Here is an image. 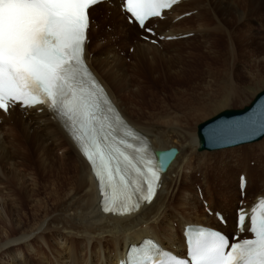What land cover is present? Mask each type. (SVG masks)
Here are the masks:
<instances>
[{"label": "bare ground", "instance_id": "1", "mask_svg": "<svg viewBox=\"0 0 264 264\" xmlns=\"http://www.w3.org/2000/svg\"><path fill=\"white\" fill-rule=\"evenodd\" d=\"M197 1L199 0H180L168 11L162 13L164 15L162 21L157 18L152 19L156 23L153 28L157 35L176 36L175 42L170 40V44L179 46L181 40L177 39V35L181 33L191 32L190 35L201 37L196 41H193L195 40L193 37H189L190 41L188 40L202 47V52L199 50L200 54H189L201 57V61L207 60L205 70H202L203 72L197 77L182 75L181 70L185 67L182 68L179 64L180 58L176 56L180 51L179 47L174 49L176 54L170 52L169 55L172 56L168 55V58L174 56V60L171 58L166 61V56L161 57V60L165 61L164 64L170 66L168 70L172 68L171 72L169 71L171 77H185L187 83H191L190 91H174L170 88H164L159 92L160 94L153 91L154 86L146 83V76L137 71V66L156 67L154 57L148 55L150 53L157 55L160 52L158 53V50L155 52L153 46L143 41H136L129 45L128 51L133 52L130 63L133 74L127 75L125 68L128 64L122 56H126L127 52L126 50L122 52L121 44H128L132 35L122 32L119 28L115 32L117 34L114 40L119 41L118 47L111 41L101 40L100 46H97L90 56L86 50V62L91 71L102 83L127 123L138 133L145 135L149 147L153 151L165 150L169 147L178 149L162 176V186L154 199L149 204L142 205L137 212L119 215L101 210L98 183L91 172L89 163L63 124L54 119L50 111H42L34 107L26 109L13 107L7 112L0 110L2 117L0 123V264H114L119 258L125 256L129 244H137L144 237L155 238L165 247L178 250L182 248V228L186 223L205 225L213 223L212 226L225 232L233 231L235 210L238 206H234V209L232 206L234 200L238 199L237 183L240 173H244L247 179L244 195L254 187L256 193L253 200L264 196V191H259L256 187L257 181L262 183L263 180L259 177L258 180L253 181L251 176V172L259 170L246 165V157L249 151H252V147L244 146L239 147L246 148L241 150V154L236 151L237 154L230 156L233 161H236L235 167L242 169L235 178L237 195L233 192L229 203L225 201L222 208H216L212 206V203L207 204L212 211L223 212L225 225H221L214 216L198 214L196 204L192 202L193 195L192 198L189 197L186 179H190V174H186L185 171L192 167L190 160L193 154L190 151L198 145L197 134L194 136L191 126L192 122L203 111L210 112L218 108L221 110L222 107L234 102L241 100H243L241 103L244 102L243 97L247 96L246 99H248L252 93L254 94V88L262 85L251 71L249 77L242 75V70H239L241 65L237 53L240 51L241 39L237 36V29L234 27L239 26L240 22L252 12L257 13L258 16L252 13L249 22L254 19L261 20L264 17V0H202V5L199 3L196 5L194 2ZM116 2L117 0H111V4ZM120 2L121 0H118V3ZM101 3L93 6L91 13ZM191 4H195L194 7H191ZM186 6L190 8L184 9ZM118 7V13L124 17ZM181 13L184 14L181 18L172 21ZM188 19L198 21L197 26L201 29L181 30L183 28L181 25ZM170 20L173 23H170ZM127 23L124 24L125 30L138 29ZM166 27L168 29L163 30ZM115 48L121 51L122 55L116 52ZM109 54H111L110 60H108ZM190 67L192 68L191 64ZM148 80H151L150 77ZM118 89L125 92L126 96L132 100L134 107L138 106L137 111L144 116V121L131 116L127 107L121 106L116 94ZM155 96H162L161 102ZM155 100L159 102V105H156ZM245 106L247 105L242 108ZM170 108L179 113L172 118L180 123L178 124L180 129L186 128V131L178 133L179 130L174 129L175 127L174 131L169 129L166 131L154 124L157 114L163 118L162 120H165L167 116L166 120H172ZM16 115L18 118L15 120ZM201 117L199 118L203 119L207 116ZM10 120H15L13 126H8ZM16 124L20 128L18 133L12 131ZM28 130L34 135L27 134ZM186 144L189 148L188 156L187 149L179 148ZM254 149L258 151L259 156L264 154V140L257 143ZM56 150L61 151L60 156L55 155ZM226 153L227 151H224L220 154L222 157L219 158V162L222 167L229 168L230 162L226 160ZM198 157L201 159V155ZM206 157L211 159L210 155ZM172 173H175L174 177H170ZM259 187H264V182ZM242 200L249 199L244 196ZM206 201L211 202L208 197ZM174 222L175 225H173ZM44 246L48 248V253L43 250Z\"/></svg>", "mask_w": 264, "mask_h": 264}, {"label": "snow or ice", "instance_id": "2", "mask_svg": "<svg viewBox=\"0 0 264 264\" xmlns=\"http://www.w3.org/2000/svg\"><path fill=\"white\" fill-rule=\"evenodd\" d=\"M102 0H0V110L10 106L50 111L67 129L90 162L104 194V211L124 213L151 202L170 153L156 155L149 146L132 143L138 134L121 118L86 62V42L93 6ZM176 0H122L124 18L151 32L150 18L161 17ZM264 132V109L255 124L233 133ZM118 133L120 135H118ZM215 142L219 133L210 132ZM243 194V193H242ZM136 202L133 204V198ZM206 211H211L206 209ZM222 221L221 214H215ZM237 209V234L189 225L187 255L165 250L155 238L133 247L120 264H264V196L251 208L250 226Z\"/></svg>", "mask_w": 264, "mask_h": 264}, {"label": "rangeland", "instance_id": "3", "mask_svg": "<svg viewBox=\"0 0 264 264\" xmlns=\"http://www.w3.org/2000/svg\"><path fill=\"white\" fill-rule=\"evenodd\" d=\"M201 2H202V0L201 1L199 0V1L194 2V3L196 5H198V3H199V5H202L203 2L202 3ZM195 4H191L190 6L194 7ZM117 6H119L118 0H117L116 4H114V3L111 4V0L109 3L102 2L101 5L96 7L93 10V12L91 13L90 17H91L92 22H91L90 31L88 32L89 42L86 44V50H87V52H89V56L91 55L93 50H96L95 48L97 46H100L99 43L101 42V40H105L106 42L111 41L113 44H116L115 45L116 47H118L119 41H114V40H116V34H117L115 32L117 31V28H119V29H121L122 32H126V33L132 35V38H131L132 42L128 41V44L119 43V44H121L122 52H124V50H126V52H127L126 56L122 55L121 51H118L115 48V51L118 52L120 55H122L123 59H125V61H126V64H128L125 68V72L127 73V75L131 74V76H132V74H133L132 64L130 65V63L132 61L131 56H132L133 52L128 51V49H130L129 45L134 44V42H136V41H143V42L149 43L151 46H153V50L154 51L156 50L155 52H157V50H158V53L160 52V54H157V55H155L154 53H150L148 55L149 57H154L156 67L150 66V68H152L150 70V68L148 67L149 65L147 67L145 65L137 66V68H138L137 71L139 73H142L144 77L148 76L147 78L145 77V80H146V83L154 86L153 91L154 92L157 91V93H159L164 88H170L171 90H174V91H186V90L190 91L191 83H187V81H186L187 79L185 77H181V76L171 77V75L169 74V71L171 72L172 68H171V70H168V67H170V66H167L166 63L164 64L165 61L164 60L162 61L161 57L166 56L165 57L166 61L168 59H171V58H172L171 60H174V58H173L174 56L171 58H168V55L170 52L175 53L174 49L176 47H179L180 48L179 53H177V54L175 53V54L178 58H180L179 64L182 65V68L185 67L184 70L183 69L181 70L182 75L186 76V74H187L189 77H191V75H192L191 78H195L198 76V74L202 73L205 70L204 66H205V63L207 62V60L201 61L200 56H199L200 58H198V57H195V55H194L197 53L200 54L199 50L202 52V47L199 45H195V43L193 42V41H196L197 38H201V37H199V35H195V36L189 35L186 37H180L181 34H190L191 32L181 33V34L177 35V39L181 40L179 46L175 45L173 43L170 44L171 41L175 42V40H176L175 38H172V39L163 38L161 40H158L157 42H151L148 40H144L139 35V33H141L139 29H136L135 31H132L130 29L125 30L124 24H126L127 22L124 19V17L120 13H118ZM187 8H190V7L189 6L184 7V9H187ZM179 12H181V11H179ZM252 13L249 14V16L245 20L241 21L240 24L238 22L239 26L234 27V29H237L236 30L237 36L241 39V44L239 46L240 51L237 53L238 58L240 59L239 64L242 66V67L241 66L239 67V70L240 71L242 70V75L249 76V77H250L249 72L251 71L253 76H256V78L259 79L258 81L262 82V85H261V87L254 88V90L249 87L250 90H253L254 94L252 93L251 96L248 95V96H250L248 99H246L247 96H246V98L243 97V99L245 100L244 102L241 103V101H243V100H241L239 102H234L233 104L222 107L221 110L228 109V108H232V109L242 108L244 105H247L250 103V101L253 99V97L255 96V94L258 91H260L264 88V36H263L264 35V17L262 18L263 20L257 19V21H256L254 19V20H251L249 22V18H251L250 15L254 14V16H258L257 13H255V12L253 14ZM175 18H173L172 21H176ZM163 19H160L159 21H162ZM172 21L170 20V23H173ZM194 21H191L189 19H188V21H184L183 24L181 25V28L183 27L181 30H186V28L187 29H189V28L190 29H192V28L201 29L200 26H197L198 21H196V22H194ZM151 23H153L154 25L156 24L154 21H152ZM244 23H245V25H244ZM127 24H129V23H127ZM129 25H131V24H129ZM246 25H247V27H246ZM167 29H168L167 27L163 28V30H167ZM106 35H107V37H106ZM189 37H193L195 40L192 39L193 40L192 42H188V40L190 41ZM114 42H117V43H114ZM191 45L194 47H192ZM195 46H198V47L196 48ZM162 48H164V49H162ZM185 49L187 50L188 54L186 53ZM189 53H194V54H189ZM186 55H189V56L185 57ZM191 55L194 56V59H193V56H191ZM109 56H111V54L108 55V60L111 59V58H109ZM169 56H172V55L170 54ZM177 60L178 59L176 58V61ZM196 60H198V62H196ZM181 62H183V63H181ZM190 64L192 65V68L190 67ZM187 65H189V66H187ZM128 66H130L131 68ZM199 66H201L202 68L200 69ZM189 67L193 71L190 70ZM193 67H195V68H193ZM127 68H129V69H127ZM142 69L144 71H142ZM151 71H152V73H151ZM165 71L167 72V74ZM149 77L151 80L147 81V79H149ZM152 79L154 80V83H153ZM150 81H152V83ZM156 82L159 83L160 85L159 84L157 85ZM208 92L210 93V90H208ZM116 94H117V98H118L119 102L121 103V106L127 107L128 111L131 112V116L138 118V120H140V121L145 120L144 116L142 114H140V112L137 111L138 106L134 107L133 102H131L132 100L126 96L125 92L122 89H120V90L118 89L116 91ZM146 97H148V96H146ZM155 97L159 100V102H161L162 96L161 97L155 96ZM155 102H156V105H159V102H157L156 100H155ZM238 104H240V105H238ZM130 109L131 110L134 109V110L131 111ZM148 110H150V109H148ZM221 110H220V108H218V109H215L213 111H210L212 114H209L210 112H206V111L199 113L200 114L199 117H201L202 115L203 116L205 115L207 117H205L203 119H200L198 117L195 121L192 122L191 126H192V129L194 130V136L196 134V126L200 122H202L203 120H205L207 118H210L211 116L217 114ZM145 111H147V109H145ZM151 111H154V110H151ZM169 112L171 113L170 114L171 116L170 115L169 116L171 117L172 120L174 119V118H172V117H174V115L179 114L173 108H170ZM206 114H208V115H206ZM17 118L18 117L16 115L15 120ZM165 118L166 117H164V119ZM167 118H168V116H167ZM162 119L163 118L161 116H158V114H157L155 117V122H154V119H153V122H154V124L158 125V127L163 129V130H166V131H168V129L173 130L174 127H175L174 129L178 128L177 129V130H179L178 133H180V131L182 132L184 130L185 131L187 130L186 128L180 129L181 127L180 128L178 127V124H180V123L178 121H176L175 119L173 120L174 122L172 120H169V119H168L169 121L166 119L165 120H162ZM15 120H10L8 123V126H13V124H15ZM1 122H2V117L0 116V123ZM159 122H160V124H157ZM165 122L168 124L166 125ZM169 122H170L171 126H169L170 125ZM26 127L29 128V126H27V125H26ZM170 127H172V128H170ZM192 129H191V131H192ZM12 131L18 133L20 131L19 125L16 124V126L14 128H12ZM27 134L34 135V133L29 132V130H28ZM263 140H264V136L258 140L253 141V142L243 143V144H239V145H235V146H231V147H225V148L217 149V150L198 151L197 150L198 145H197L193 150L190 151L191 154H193L192 155L193 157L190 160V164L192 167L186 169V171H185L186 174H190V179H186L187 182H186V180H185V182H186V185L188 187L189 194H190L189 197L192 198V195L194 197L193 201L192 200L191 201L195 202L196 212L198 214H202V215H205L208 217H212V214H209L204 210L200 195L202 197H204V199H206V200L208 197L209 200L211 201L208 204L212 203V206H216V208H222L225 201H227L226 203H229V200L231 199L233 192L237 195V189L235 186V183H236L235 178H236V175L239 174V172L242 169L235 167L236 161H233V158L230 156L237 154L236 151L241 154V150L246 149V148H239V147H244V146H246V147L251 146L252 147L251 148L252 151H249L248 156L246 157V159H247L246 165H248L251 168H255V169L259 170L258 172L257 171L251 172V176H252L253 181L255 179L258 180L259 177L263 180L262 183L260 181H257L256 187H258L257 190L264 191V187H259V185L263 184V182H264V154L259 156L258 151L256 149H254L255 145H257V143L262 142ZM185 141H187V140H185ZM186 146H187V144L182 146V147H179V148H185L188 150L189 148ZM237 148H239V150H236ZM224 151H227V153L225 155H226V160L230 162L229 163L230 165L228 166L229 168H227V166L222 167L220 165V162H219L220 161L219 158L222 157L220 154L223 153ZM55 153H56L55 154L56 156L61 155V151H59V150H56ZM186 155L187 156L189 155V150L187 151ZM198 155H201L202 160L198 159L199 158ZM206 155H210L211 159L206 157ZM256 159H258V160H256ZM262 159H263V161H262ZM199 169H202V170L200 171ZM216 169H218V170L216 171ZM224 170H225V172H224ZM174 176H175V173L170 174V177H174ZM199 189H200V192H198ZM255 191H256V189L253 187L249 192H245L246 193L245 197H247L249 200H253V196L256 193ZM240 198L241 197L238 194V199L240 200ZM238 199L234 200V204L232 206V209H234V206L239 205ZM211 224L213 225V223H211ZM173 225H175V222ZM227 233H231V231H228ZM43 250L46 251L47 253L49 252L48 248L46 246H44Z\"/></svg>", "mask_w": 264, "mask_h": 264}, {"label": "water", "instance_id": "4", "mask_svg": "<svg viewBox=\"0 0 264 264\" xmlns=\"http://www.w3.org/2000/svg\"><path fill=\"white\" fill-rule=\"evenodd\" d=\"M264 109V88L258 91L247 106L242 109H224L213 117L200 122L197 126L198 150H217L234 145L253 142L264 136L259 130L233 133L230 129L236 126L255 124L258 129V121L261 110ZM217 130L218 139L214 142L210 132ZM161 150L154 153L159 155Z\"/></svg>", "mask_w": 264, "mask_h": 264}]
</instances>
